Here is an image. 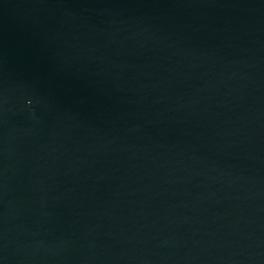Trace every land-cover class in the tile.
Instances as JSON below:
<instances>
[{"label":"water","instance_id":"95a60500","mask_svg":"<svg viewBox=\"0 0 264 264\" xmlns=\"http://www.w3.org/2000/svg\"><path fill=\"white\" fill-rule=\"evenodd\" d=\"M0 264H264V0H0Z\"/></svg>","mask_w":264,"mask_h":264}]
</instances>
